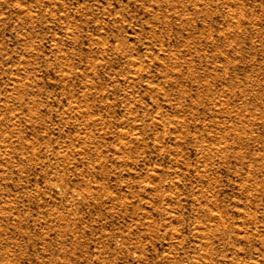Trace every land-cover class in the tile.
I'll use <instances>...</instances> for the list:
<instances>
[{
  "label": "rangeland",
  "instance_id": "1",
  "mask_svg": "<svg viewBox=\"0 0 264 264\" xmlns=\"http://www.w3.org/2000/svg\"><path fill=\"white\" fill-rule=\"evenodd\" d=\"M0 264H264V0H0Z\"/></svg>",
  "mask_w": 264,
  "mask_h": 264
}]
</instances>
